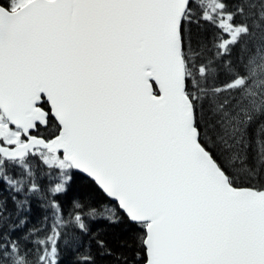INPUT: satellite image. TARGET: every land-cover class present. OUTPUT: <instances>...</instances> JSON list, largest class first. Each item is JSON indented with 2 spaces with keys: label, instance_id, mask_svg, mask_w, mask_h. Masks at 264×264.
Masks as SVG:
<instances>
[{
  "label": "snow or ice",
  "instance_id": "snow-or-ice-1",
  "mask_svg": "<svg viewBox=\"0 0 264 264\" xmlns=\"http://www.w3.org/2000/svg\"><path fill=\"white\" fill-rule=\"evenodd\" d=\"M0 264H264V0H0Z\"/></svg>",
  "mask_w": 264,
  "mask_h": 264
},
{
  "label": "trees",
  "instance_id": "trees-1",
  "mask_svg": "<svg viewBox=\"0 0 264 264\" xmlns=\"http://www.w3.org/2000/svg\"><path fill=\"white\" fill-rule=\"evenodd\" d=\"M243 175V173H241ZM106 203V202H105ZM101 210H103V208L101 207ZM99 230L101 231V235L104 238H108L110 240L111 243V239H110V233L113 231L112 229L107 228L106 224L101 223L100 225H98Z\"/></svg>",
  "mask_w": 264,
  "mask_h": 264
}]
</instances>
